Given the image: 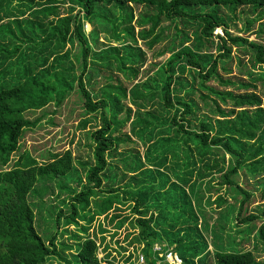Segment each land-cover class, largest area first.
Returning <instances> with one entry per match:
<instances>
[{"label": "trees", "instance_id": "16d2710c", "mask_svg": "<svg viewBox=\"0 0 264 264\" xmlns=\"http://www.w3.org/2000/svg\"><path fill=\"white\" fill-rule=\"evenodd\" d=\"M134 5L143 8L137 17ZM100 7L130 13L95 22ZM241 21L238 30L257 38L230 32ZM217 27L225 36L215 42ZM261 36L264 0H0V264L63 259L57 236L45 241L37 231L30 195L49 178L77 173L75 188L58 191L71 209L57 214L66 226L89 217L85 236L62 243L76 264H169L161 256L168 249L183 264L261 263L264 207L248 212L251 191L234 178L244 166L264 171ZM75 116L80 129L98 123L88 132L93 160L71 148L28 147V136ZM101 214L99 242L89 230ZM208 233L221 240L218 249Z\"/></svg>", "mask_w": 264, "mask_h": 264}, {"label": "rangeland", "instance_id": "374dc122", "mask_svg": "<svg viewBox=\"0 0 264 264\" xmlns=\"http://www.w3.org/2000/svg\"><path fill=\"white\" fill-rule=\"evenodd\" d=\"M142 7L141 6H137L134 5L133 10L135 13V16H139L140 11H142ZM98 15L94 18L95 22H101L102 20L106 19V18H110L112 21H115L117 19H123L124 17H127L130 13V9L129 8H104V7H100L98 9ZM242 21L241 22H236V24H230V32L233 34H242L243 36L248 35V37L253 40L257 37H255L252 33H248L245 34L241 31L238 30V28H241L242 26ZM15 24L12 22L11 25H3L2 27V31H4V29H12L15 28ZM238 27V28H237ZM93 28V25L91 23H89L88 21L85 22V31L87 33H89L91 31V29ZM139 27H136V31H138ZM214 35L216 36L215 38V42H218L219 38L218 36H225V32L223 30L222 27H217L214 30ZM264 36L259 37V41L263 42ZM167 42V41H166ZM161 42L160 44L156 45V49H160L162 48L163 44L166 43ZM120 43L118 42H114L113 45H119ZM138 45L142 46L145 50L147 49L145 46V43L139 39L138 40ZM97 50L102 49L104 46L103 45H98L95 46ZM244 49V48H243ZM146 58H147V63L148 64L152 59V55H150L149 51L146 50ZM213 52H215L213 50ZM235 53H237V50L234 51ZM216 53V52H215ZM245 52L243 50H241L239 52V54L244 58V61L247 62L248 60V54H244ZM72 54H73V58L76 61V58H78V56H80V52H79V45L76 43V46L72 48ZM150 55V57H149ZM169 56V53L165 54V57L162 58H157V61L159 60H163L165 58H167ZM77 65L78 70H81V65H80V60L77 61ZM239 65L238 64H234L233 68H234V72H238ZM143 74V73H142ZM138 81V80H136ZM76 119H72L69 122H65L66 125L63 127L64 124V118L61 117L60 119H56L57 122H59L58 127L60 128H54L53 130L48 129V131H52L51 133L47 134V128L48 126L42 127L41 130L39 131V134L37 135V137L35 135H30L27 137V145L30 149L33 150V152H35V150L37 149H42L43 147L46 146H50L51 148H55L56 151H62V150H66L68 148H71L73 150V153L76 156H80L83 157L82 159L87 160L92 159L93 160V155L91 153V149L88 147V132L94 128H96V126L98 125V123L96 121L91 122V124L87 125L86 129L83 128H77V123H78V117L79 116H75ZM47 120L45 118L42 119V122H46ZM63 128V129H62ZM62 129V130H61ZM64 131V132H63ZM33 134V133H32ZM65 136V137H64ZM75 137V138H74ZM74 139V141H73ZM55 144V146H54ZM79 144V145H78ZM141 153L144 152V148L142 146L139 147ZM109 160H111L109 158ZM12 163V162H10ZM5 165H3L0 161V168H3ZM91 166V164H90ZM250 168H253L254 166H249ZM81 171V170H80ZM76 173V172H74ZM73 173V175H74ZM260 175H264V171L260 170L258 174L253 173L247 166H244L243 169H241V171L235 175V180H237L241 185L245 186L247 189L249 188V190L251 191V199L249 202V209L248 212L254 213V214H260L261 213V209L264 207V199L261 198L260 193H261V189L264 186L262 184L263 181V177L258 178L257 176ZM78 173L75 176H61V177H55V178H49L48 181L46 182V185L40 187V191L37 192V195H30V201L32 202V205L35 207V210L37 211V215H36V220H35V226L37 228V231L39 232V234L43 237V239L45 241H49L50 238H52L53 235L57 236V245L60 247L59 251L61 256L63 257V259L59 258V257H50L49 259H47V262L45 264H67V261H70L71 264H76L77 261L74 258V250H69V249H63L62 248V243H69V244H73L75 242V238L74 235H82L85 236V232H84V228L89 226V217L86 219H82L80 226L72 223L71 226H66L64 223V220L61 219L58 221L57 219V214L60 211V209H64L65 211L67 209H71V206L68 203H65V201H63V197H65V194L61 195L58 197V191H60L61 188L66 187V190H70L71 187H74L75 185V179L78 178ZM261 181V183H260ZM217 187H219L218 185V180L215 181ZM262 184V185H261ZM75 188V187H74ZM236 191L230 190L229 191V198L230 201H234V198L232 197V195L235 193ZM169 196V198L172 197V195L169 193L167 194ZM167 196V198H168ZM43 198V199H42ZM67 199L69 197H66ZM94 200V199H93ZM90 209L91 211L94 212V210L97 209L96 204H94L93 202L90 203ZM105 214H101V215H97L94 218V221L91 225V229L89 230V234L96 237L97 240L100 242L101 241V235L100 233H98L97 228H98V224L99 221H101L104 218ZM208 215H214V218L217 216V214L215 212H213L212 209L208 210ZM253 223V222H252ZM252 223H248L247 225H245V227H248L250 225H256V222ZM127 225L124 224V226L122 227L123 229L126 227ZM244 227V228H245ZM243 228V229H244ZM123 233V232H121ZM247 231L241 233V234H237L235 232H233L232 234H235L238 239H241L243 237H245ZM254 234V233H253ZM103 236V235H102ZM104 236H106V241H108L110 239V236L108 233L104 234ZM232 235H230L231 237ZM208 240L211 241L212 245L210 246V249L214 250L218 249V245L221 243V240L216 237V235L211 236L210 233H208L207 235ZM211 237H213V239H211ZM234 237V236H233ZM252 243V242H251ZM162 245H165V243H161ZM160 243L155 244L154 248H159ZM102 246V245H101ZM247 247H249L250 249H253L255 246H253L252 244L246 245ZM255 253L257 254V259L261 260V263L258 264H264V242L260 243L258 245V247L255 248ZM103 256V251H100V257ZM139 262H143L144 259L142 258V256L140 255ZM164 262H168L169 264L170 261L166 260L163 261ZM257 264V263H255Z\"/></svg>", "mask_w": 264, "mask_h": 264}, {"label": "built area", "instance_id": "2783aa9c", "mask_svg": "<svg viewBox=\"0 0 264 264\" xmlns=\"http://www.w3.org/2000/svg\"><path fill=\"white\" fill-rule=\"evenodd\" d=\"M155 249L160 250V247ZM162 255H165V259L169 260L171 264H183L182 258L172 249H168L167 251L161 253V256Z\"/></svg>", "mask_w": 264, "mask_h": 264}]
</instances>
